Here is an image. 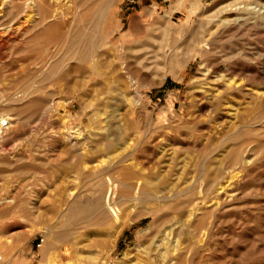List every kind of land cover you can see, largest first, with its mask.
Returning a JSON list of instances; mask_svg holds the SVG:
<instances>
[{
    "label": "rangeland",
    "instance_id": "1",
    "mask_svg": "<svg viewBox=\"0 0 264 264\" xmlns=\"http://www.w3.org/2000/svg\"><path fill=\"white\" fill-rule=\"evenodd\" d=\"M0 51L8 261L264 264V0H0Z\"/></svg>",
    "mask_w": 264,
    "mask_h": 264
},
{
    "label": "bare ground",
    "instance_id": "2",
    "mask_svg": "<svg viewBox=\"0 0 264 264\" xmlns=\"http://www.w3.org/2000/svg\"><path fill=\"white\" fill-rule=\"evenodd\" d=\"M5 2V1H4ZM8 27V26H7ZM5 34V33H4ZM207 39H205V41H206ZM2 42V41H1ZM1 47H2V45H1ZM2 51V50H1ZM0 51V52H1ZM54 53V52H53ZM51 54V53H50ZM5 55V54H4ZM54 55V56H53ZM52 56L50 55L49 57L53 60L54 58H56V56H55V54H53ZM47 57H45V59H46ZM58 58V57H57ZM48 59V58H47ZM61 59V58H60ZM1 60V59H0ZM42 60V59H41ZM101 60L102 59H94V61H93V64L95 65L96 64V66H98V65H100V63L99 62H101ZM40 61V60H39ZM47 61V60H46ZM48 61H49V59H48ZM44 62V61H43ZM53 63V62H52ZM59 63H60V61H59ZM44 64H46V62L44 63ZM103 64V62L101 63V65ZM38 65V64H37ZM36 65V66H37ZM54 65H58V60L55 62V64ZM100 65V66H101ZM41 68H42V66H40ZM44 67V66H43ZM54 67V66H53ZM54 68H56V67H54ZM93 68H94V66L92 67V70H93ZM102 68V67H101ZM37 69V68H36ZM36 69H34V70H36ZM99 69H100V67H99ZM38 70V69H37ZM95 70V69H94ZM96 70H97V68H96ZM227 70H231L230 69V67L228 66V69ZM99 71V70H98ZM226 74V73H225ZM32 75V74H31ZM37 76V75H36ZM231 77V76H230ZM88 78V77H87ZM233 78V77H232ZM37 79V78H36ZM89 79V78H88ZM98 79V78H97ZM100 80V79H99ZM41 81V80H40ZM97 81V80H96ZM230 83V82H229ZM238 83V82H237ZM219 93V92H218ZM201 95V94H200ZM199 95V96H200ZM210 96V95H209ZM214 96L215 97H218L219 96V94H217V93H215L214 94ZM210 99V98H209ZM229 100V99H228ZM204 108V107H203ZM201 110V109H200ZM216 121V120H215ZM10 121H9V117L8 116H6L5 114H0V131H1V127L4 125V124H10L9 123ZM216 124V123H215ZM220 126V125H219ZM231 127V126H230ZM1 133V132H0ZM211 133V132H210ZM80 136V135H79ZM254 139V138H253ZM247 143H248V140L246 139V141H244L243 140V142L242 143H240L241 144V147H246V145H247ZM158 145V144H157ZM251 146V145H250ZM240 147V146H239ZM244 147V148H245ZM253 148V147H252ZM240 149H242V148H240ZM243 150H241V152H242ZM240 152V153H241ZM240 153H239V155H240ZM238 157H236V159H237ZM248 158V157H247ZM247 160V159H246ZM154 166V165H153ZM123 169V168H122ZM121 169V170H122ZM113 170V169H112ZM115 170V169H114ZM118 170V169H117ZM249 171V170H248ZM113 172V171H112ZM117 172V171H116ZM131 171H129V170H124L123 169V174H120L122 177L124 176L125 178H128L129 179V177L131 176V173H130ZM241 172V171H240ZM239 172V173H240ZM121 173V172H120ZM235 173V172H234ZM238 173V174H239ZM114 174V173H113ZM112 174V175H113ZM241 174V173H240ZM122 177H121V179H122ZM123 177V178H124ZM243 177V176H242ZM109 178V177H108ZM111 178V177H110ZM124 178V179H125ZM120 179V180H121ZM131 179V178H130ZM122 181V180H121ZM123 182H125V181H123ZM125 183H127V182H125ZM128 185H130L129 183H127ZM133 186H134V184L133 183H131ZM230 185V184H229ZM131 186V185H130ZM128 187V186H127ZM132 187V186H131ZM129 187L130 188V190L129 191H131V189L133 188V191L132 192H134V191H137V186H134V187ZM229 187V186H228ZM128 189V188H127ZM127 189H125L126 191H127ZM202 189V188H201ZM220 189V188H219ZM123 191V193H124V190H122ZM216 191V190H215ZM128 192V191H127ZM131 192V193H132ZM126 193V192H125ZM128 193H130V192H128ZM131 193H130V195H131ZM133 194V193H132ZM231 194V193H230ZM134 195V194H133ZM132 195V196H133ZM232 195V194H231ZM222 196V195H221ZM229 197V196H228ZM223 198H225V196L223 197ZM220 201V200H219ZM6 210V209H5ZM159 210V209H158ZM0 211H2L1 209H0ZM4 211V210H3ZM2 211V212H3ZM115 211V210H114ZM156 212H157V210H150L149 211V213L150 214H156ZM1 213V212H0ZM4 214V213H3ZM6 214V213H5ZM114 214H117V212H115ZM139 215H141V213L139 214ZM158 215V214H157ZM117 217V216H116ZM118 218V217H117ZM2 219H3V217H2ZM4 221H5V218H4ZM3 221H1L0 223H2ZM5 223V222H4ZM6 224V223H5ZM0 225H2V224H0ZM2 226H4V225H2ZM1 229L3 230V227H1ZM196 237H197V235H196ZM207 238V237H206ZM5 242V241H4ZM3 242V243H4ZM2 243V244H3ZM1 244V243H0ZM6 244V243H5ZM5 244H3V245H0V264H14V262H10V261H8V254L9 253H7L6 251H4V249H7L8 248V246L7 245H5ZM9 252V251H8ZM7 253V254H6ZM24 260H26V259H24ZM16 262V261H15ZM29 262V261H28ZM22 263V262H21ZM16 264V263H15ZM27 264V263H26Z\"/></svg>",
    "mask_w": 264,
    "mask_h": 264
},
{
    "label": "built area",
    "instance_id": "3",
    "mask_svg": "<svg viewBox=\"0 0 264 264\" xmlns=\"http://www.w3.org/2000/svg\"><path fill=\"white\" fill-rule=\"evenodd\" d=\"M131 1H134V0H131Z\"/></svg>",
    "mask_w": 264,
    "mask_h": 264
}]
</instances>
